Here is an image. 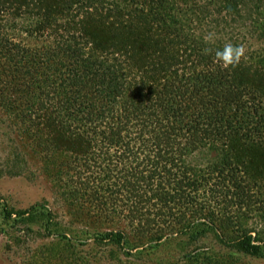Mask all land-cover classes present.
Wrapping results in <instances>:
<instances>
[{
	"label": "trees",
	"instance_id": "obj_1",
	"mask_svg": "<svg viewBox=\"0 0 264 264\" xmlns=\"http://www.w3.org/2000/svg\"><path fill=\"white\" fill-rule=\"evenodd\" d=\"M18 20L27 23L18 30L59 35L46 62L15 42L16 32H8L10 23L18 27ZM198 21L203 26L197 33L190 27ZM249 27L256 32L250 39L263 42L264 0H0V55L24 56L14 64L25 79L5 65L1 75L13 77L5 80L13 82V91L31 94L22 116L38 118L29 129L46 136L55 149L77 157L91 156L99 145L106 154L113 148L132 151L118 158L123 170L131 168L135 175L124 173L119 184L135 194L130 206L135 219L147 222L151 211L173 212L183 203L198 206L197 201L206 203L216 191L215 172L190 167V157L205 148H221L224 155L235 152L241 159L252 147L264 145V90L247 77L264 72V44L249 50L244 30ZM209 32L216 38L205 44ZM227 42L248 44V50L238 66L224 69L215 63L214 53ZM205 48L212 52L205 54ZM23 62L26 67L19 66ZM125 67L138 73L132 82L122 72ZM41 76L44 88L32 81ZM0 106L17 113L2 95ZM230 165L224 164L221 173ZM231 182L237 186L245 180L233 175ZM31 211H7V217ZM46 215L49 231L52 214ZM57 235L69 238L64 232ZM94 239L127 242L121 231L98 233ZM237 244L252 255L264 250L249 231Z\"/></svg>",
	"mask_w": 264,
	"mask_h": 264
},
{
	"label": "rangeland",
	"instance_id": "obj_2",
	"mask_svg": "<svg viewBox=\"0 0 264 264\" xmlns=\"http://www.w3.org/2000/svg\"><path fill=\"white\" fill-rule=\"evenodd\" d=\"M17 24L18 27L10 23L8 31L17 33L15 42L29 48L35 59L46 62L52 57L48 51L55 48L59 35L49 31L29 34L27 29L18 30L27 23L18 20ZM202 26L203 23L194 22L190 30L197 29L198 33ZM244 30L249 50L264 44V40L250 39L256 33L251 27ZM57 32L67 36L62 29ZM15 54L0 55V96L17 111L9 114L0 106V264H264V250L252 255L237 244V239L249 231L254 242L264 246V145L252 147L250 155L241 159L235 152L224 155L221 148H205L195 158L190 157V167L215 172L216 191L211 198L203 205L197 201L198 206L174 205L173 212L151 211L148 221L141 222L130 207L136 198L132 197L135 194L131 187L119 184L125 181L124 173L135 175L131 168L123 170L118 158L121 154L129 156L132 151L113 148L106 154L99 145L93 151L95 156L77 157L55 149L46 136L29 129L32 123L39 122L34 116H22L31 94L13 91V82L7 84L13 77L1 75L5 65L16 78L25 79L14 64L24 56ZM24 64L19 66L26 67ZM122 72L130 82L135 80L134 73L138 74L128 67ZM247 77L264 90L262 70L250 72ZM39 80L32 81L44 88L46 78L41 76ZM134 84L131 83L132 88ZM40 93L41 90L36 92ZM227 163L231 165L222 174ZM242 171L245 175L241 178ZM233 175L245 183L235 186L231 182ZM29 208L32 211L25 216L7 217V211ZM46 212L52 214L49 231ZM209 220H214V225L208 226ZM109 231L123 232L127 242L94 239L96 234ZM59 232L68 234L70 239L59 237ZM159 234H163L161 240H151Z\"/></svg>",
	"mask_w": 264,
	"mask_h": 264
},
{
	"label": "clouds",
	"instance_id": "obj_3",
	"mask_svg": "<svg viewBox=\"0 0 264 264\" xmlns=\"http://www.w3.org/2000/svg\"><path fill=\"white\" fill-rule=\"evenodd\" d=\"M215 33L209 32L204 35L203 39L205 44H211L215 41ZM205 54L212 52V49H203ZM247 49L243 45L233 44L227 42L222 48H218L214 53V61L219 64L222 68L228 69L230 67L238 66L242 60L246 59Z\"/></svg>",
	"mask_w": 264,
	"mask_h": 264
}]
</instances>
